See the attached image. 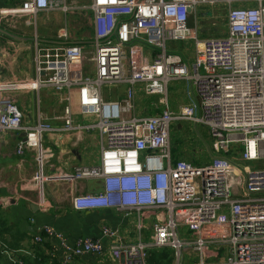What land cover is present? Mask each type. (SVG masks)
Masks as SVG:
<instances>
[{
	"label": "built area",
	"instance_id": "built-area-1",
	"mask_svg": "<svg viewBox=\"0 0 264 264\" xmlns=\"http://www.w3.org/2000/svg\"><path fill=\"white\" fill-rule=\"evenodd\" d=\"M220 1L226 4L225 34L199 39L195 27L189 26L190 15L195 17L198 6ZM238 1L245 5H235ZM251 1L254 5L247 4ZM64 2L25 0L0 10V18L66 9ZM90 8L94 41L86 67L81 44H46L35 38L34 76L15 83L0 80V137L7 131L19 133L16 154L33 150L41 166L46 133L97 129L103 138L97 163L53 177L37 168L35 186L53 178L99 179V191L72 197L74 210L135 212L139 232L142 215H156L148 239L125 240L117 229L105 226V248L100 239L69 243L61 232L44 227L34 242L58 240L63 250L60 264L105 249L117 264H148L151 249L171 250L172 264H264V0H91ZM59 35L67 38L65 29ZM187 38L194 40L196 50L192 64L166 45ZM177 79L192 83L196 112L191 106L176 113L167 107V85ZM121 84L127 86L122 99L103 96L105 86ZM137 85L146 95L158 96L164 105L160 113L134 114ZM16 88L36 94L53 90L62 105L55 117L62 126L41 116L24 124L19 106L3 94ZM74 110L95 119L76 123ZM174 121L206 128L214 152L209 161L197 165L172 160ZM233 147L238 149L235 156L230 154ZM8 202L2 197L1 203ZM30 254L0 242V256L9 264H23Z\"/></svg>",
	"mask_w": 264,
	"mask_h": 264
},
{
	"label": "crops",
	"instance_id": "crops-1",
	"mask_svg": "<svg viewBox=\"0 0 264 264\" xmlns=\"http://www.w3.org/2000/svg\"><path fill=\"white\" fill-rule=\"evenodd\" d=\"M24 1L0 0V10L19 6ZM64 4L67 6L66 9L60 6L54 10H42L35 14L0 18V80L3 83L20 82L34 76L32 45L35 38L40 43L46 44H81L86 56L92 54L94 36L91 0H65ZM247 4L254 5V2ZM235 5L241 6L245 3L238 1ZM216 18H222L226 27V4L222 1L206 9L203 6L199 7L195 17H189L188 23L189 26L195 27L197 35L198 29L209 30L211 26L206 30L203 29L204 23L212 24ZM62 29L67 32L66 39L59 35ZM143 49L148 51L146 48ZM170 49L181 51L187 63H191L190 59L196 54L194 45L193 48L171 46ZM126 87L122 84L111 86L108 90H103V96L107 99H122ZM3 94L19 106L24 124H33L37 117L41 116L55 127L62 126V121L55 118L61 113L62 105L56 99L53 90L41 89L36 94L27 88H16ZM167 96V107L172 112H178L183 106H191L195 112L198 109L193 85L187 79L170 81L167 85ZM135 100L136 115L157 114L164 108V105L158 102V96L146 95L140 85L136 87ZM73 119L76 123H82L93 121L95 118L90 115H80L74 110ZM185 122L187 121H174L171 125L179 131ZM194 126L196 136L202 137L197 125ZM19 136L20 134L15 131H7L0 137V229L3 228L0 242L9 249L30 251L32 255L27 256L26 264L32 262L60 264L63 250L58 240L44 238L41 244L34 242L33 237L44 227L61 232L69 243L78 238L100 239L105 248L109 242L102 236V228L105 226L117 229L120 237L129 241H134L139 236L143 239L150 237V223L156 211L142 215V229L139 232L136 228L138 220L135 212L125 215L122 211L108 208L80 211L72 208L71 200L74 195L101 189L99 179L73 181L53 178L44 181L38 187L32 180L37 168H41L45 177H53L59 172L70 173L78 165L97 163L103 141L97 129L46 133L41 143L43 154L41 166L36 164L33 150H25L22 155L16 154L15 146ZM203 142L206 146L200 142L198 145L191 144L184 147L178 145L180 151L176 152L177 156L175 154L174 160L183 159L193 163L196 154L212 156L214 152L211 151L209 144L205 140ZM173 150L172 146L171 151ZM237 150L233 147L230 154L235 156ZM2 197L9 198V202L1 203ZM38 252L49 256L43 262H38L37 260L41 258L36 255ZM0 264H9L5 255L0 256ZM71 264H117V261L105 249L98 255L86 253L76 256Z\"/></svg>",
	"mask_w": 264,
	"mask_h": 264
},
{
	"label": "rangeland",
	"instance_id": "rangeland-1",
	"mask_svg": "<svg viewBox=\"0 0 264 264\" xmlns=\"http://www.w3.org/2000/svg\"><path fill=\"white\" fill-rule=\"evenodd\" d=\"M199 7H201V6H198L197 9ZM207 7H209V6L203 5V8L206 9ZM190 16L194 17L193 14H191ZM213 23L212 24L211 23L210 24L204 23V27H203L204 30H206V28H209V26H211V27L207 31H201L200 29H198L197 37L199 39H203V38L210 37V36H220L225 32L226 27L224 25L222 18H216V20ZM166 45H167V48L169 50H171L170 49L171 46H174L177 48H180L181 46H183V47L187 46L189 48L190 47L193 48L194 40L191 39L188 41H186V40L185 41H182V40L168 41ZM173 51H176V50H173ZM176 52L181 53V51H176ZM88 57L89 56L85 55V67L87 66ZM190 60H192V62L190 63V64H192L194 57H192ZM110 87L111 86H105L103 88V90H108V88H110ZM197 129H199L202 132V135H201L202 137H200L199 135L196 136V131H195L196 128H195L193 122H190V121L185 122L183 128L179 131L174 129L172 125L170 126L171 150H172V146L174 147L173 152L171 151V157H172L173 161H175L174 160L175 154L177 156L176 152L180 151V148L178 147V145L184 147V146H190L191 144L198 145V142H200L206 146V144L203 142V140H205L206 143L209 144L210 149L212 151L211 138L208 135V133L206 134V128L202 125H197ZM192 153H193V151H192ZM193 155H195V154L193 153ZM209 157H210V155H206V154L205 155H203V154L197 155L196 154L193 157L194 158L193 163L197 164V165H201V164L209 161V159H208ZM186 260H187V258H186ZM190 263H191V260L190 261L188 260V264H190Z\"/></svg>",
	"mask_w": 264,
	"mask_h": 264
},
{
	"label": "trees",
	"instance_id": "trees-1",
	"mask_svg": "<svg viewBox=\"0 0 264 264\" xmlns=\"http://www.w3.org/2000/svg\"><path fill=\"white\" fill-rule=\"evenodd\" d=\"M1 233H3V228L0 229V234ZM36 255L41 256V258L37 260L38 262H43L49 256V255H43L41 252H38V254ZM26 258H27L26 256L23 258L24 260L23 264H26ZM173 258L174 257L172 251L169 249H162V250L151 249L147 261L148 264H172ZM35 263L36 262H32V264Z\"/></svg>",
	"mask_w": 264,
	"mask_h": 264
},
{
	"label": "water",
	"instance_id": "water-1",
	"mask_svg": "<svg viewBox=\"0 0 264 264\" xmlns=\"http://www.w3.org/2000/svg\"><path fill=\"white\" fill-rule=\"evenodd\" d=\"M188 10H190V9H188Z\"/></svg>",
	"mask_w": 264,
	"mask_h": 264
}]
</instances>
